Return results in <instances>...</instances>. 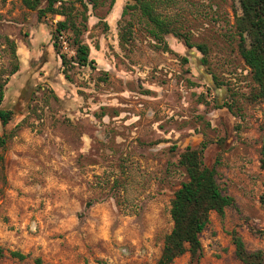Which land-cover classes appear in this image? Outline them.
I'll list each match as a JSON object with an SVG mask.
<instances>
[{
    "label": "rangeland",
    "instance_id": "374dc122",
    "mask_svg": "<svg viewBox=\"0 0 264 264\" xmlns=\"http://www.w3.org/2000/svg\"><path fill=\"white\" fill-rule=\"evenodd\" d=\"M151 1L180 36L158 40L135 0L78 3L94 61L79 66L53 46L61 15L41 19L22 0H0V80L29 94L6 128L0 122V134H15L0 150V264H156L189 179L181 154L203 143L235 201L211 214L201 264H246L234 230L264 253V98L240 52V2ZM35 26L50 54L23 68L28 51L18 46ZM173 264H190V254Z\"/></svg>",
    "mask_w": 264,
    "mask_h": 264
},
{
    "label": "trees",
    "instance_id": "16d2710c",
    "mask_svg": "<svg viewBox=\"0 0 264 264\" xmlns=\"http://www.w3.org/2000/svg\"><path fill=\"white\" fill-rule=\"evenodd\" d=\"M135 1L155 24L152 34L158 40L163 41L164 35L168 33L180 36L169 22L160 17L151 0ZM22 2L28 9L36 11L41 19L48 14L63 17L62 20L57 21L52 38L53 46L64 65L89 66L93 64L94 61L90 58L91 48L83 39L84 28L82 27H87V24L81 25L77 22V4L81 3L86 6L85 0H22ZM239 2L242 13L237 14L236 23L241 36L240 52L252 70L259 87V96L264 98V0H239ZM82 17L83 22H86L87 15L84 14ZM65 32L69 34L70 44L75 50V54L71 57L61 51L57 41ZM123 37H126V34L123 33ZM185 41L189 47L194 46L188 39ZM198 48L205 55L208 54L206 44H199ZM19 69L16 65L10 74L16 73ZM9 79L0 80V122L5 128L12 121L16 111L29 99L28 93L20 92L19 94L15 88L7 90ZM14 135L13 131L6 130L0 134V150L7 148ZM206 147V143H203L201 147L188 146L181 154L180 164L185 167L189 179L183 183L172 200L171 216L174 225L165 238L161 256L156 264H173L185 253L190 254V264H201L204 257L201 236L211 222V214L216 212L224 216L227 208L235 201L232 196L223 193L218 183L217 165L219 162L217 161L213 166L205 163ZM262 161L264 166V160ZM233 240L236 245V254L244 263L264 264L263 251L248 250L243 237L236 230L233 231ZM0 253H3L1 247ZM12 253L24 258L19 252Z\"/></svg>",
    "mask_w": 264,
    "mask_h": 264
},
{
    "label": "crops",
    "instance_id": "0c3cea01",
    "mask_svg": "<svg viewBox=\"0 0 264 264\" xmlns=\"http://www.w3.org/2000/svg\"><path fill=\"white\" fill-rule=\"evenodd\" d=\"M6 10H7V8H2L1 12L4 13ZM30 11H34V10H30ZM44 34L41 33V29H39L38 27L36 28V26H35V31H34L33 35L31 36V42L28 43L27 45H24V46H21V45L18 46L19 52H20V50H23V53L25 55H26L25 50L28 51V53H27L28 58L26 59L25 63L24 62L21 63V66L23 68L28 67L29 66V61L34 56L37 57V56L41 55V53H42V56H40L41 63L44 62L49 57V54H50L49 46H45V44L41 43V41H42V39L44 37Z\"/></svg>",
    "mask_w": 264,
    "mask_h": 264
},
{
    "label": "built area",
    "instance_id": "2783aa9c",
    "mask_svg": "<svg viewBox=\"0 0 264 264\" xmlns=\"http://www.w3.org/2000/svg\"><path fill=\"white\" fill-rule=\"evenodd\" d=\"M61 40H62V43H63V47L64 49L66 50V52H71L73 54H75V50H71L70 47H69V44H68V41L65 39L64 37V34H62L60 36Z\"/></svg>",
    "mask_w": 264,
    "mask_h": 264
},
{
    "label": "water",
    "instance_id": "95a60500",
    "mask_svg": "<svg viewBox=\"0 0 264 264\" xmlns=\"http://www.w3.org/2000/svg\"><path fill=\"white\" fill-rule=\"evenodd\" d=\"M263 156H264V139H263Z\"/></svg>",
    "mask_w": 264,
    "mask_h": 264
}]
</instances>
